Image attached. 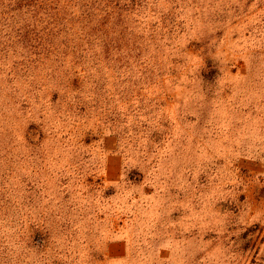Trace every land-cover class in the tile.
I'll use <instances>...</instances> for the list:
<instances>
[{
    "label": "rangeland",
    "instance_id": "rangeland-1",
    "mask_svg": "<svg viewBox=\"0 0 264 264\" xmlns=\"http://www.w3.org/2000/svg\"><path fill=\"white\" fill-rule=\"evenodd\" d=\"M66 1L55 41L85 36ZM135 4L127 59L80 93L46 70L0 76V173L20 205L3 223L39 237L28 264H264V0Z\"/></svg>",
    "mask_w": 264,
    "mask_h": 264
},
{
    "label": "trees",
    "instance_id": "trees-1",
    "mask_svg": "<svg viewBox=\"0 0 264 264\" xmlns=\"http://www.w3.org/2000/svg\"><path fill=\"white\" fill-rule=\"evenodd\" d=\"M59 1L0 0V76L8 85L15 80L24 84L32 72L40 69L46 70L43 78L49 80L61 82L68 77L66 88H70L68 82L72 79V91L80 93L83 80L92 76L90 71L98 73L102 61L112 60L110 64L114 65L126 57L117 56V44H122L127 31L124 19L136 11L135 0H105L104 4L99 0H67L74 7L80 4L81 32L85 34L69 42L53 40L55 34L71 30L54 24L53 13L59 10ZM5 179L0 173V264H28L27 254L22 251L34 249L39 237L28 236L25 240L15 226L3 223L20 213V205Z\"/></svg>",
    "mask_w": 264,
    "mask_h": 264
}]
</instances>
